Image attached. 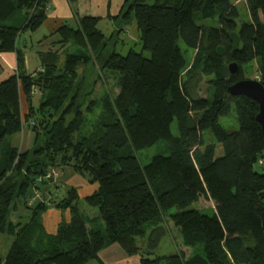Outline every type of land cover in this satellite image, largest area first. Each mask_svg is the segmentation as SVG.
<instances>
[{
  "label": "trees",
  "instance_id": "1",
  "mask_svg": "<svg viewBox=\"0 0 264 264\" xmlns=\"http://www.w3.org/2000/svg\"><path fill=\"white\" fill-rule=\"evenodd\" d=\"M69 2L75 9L77 0ZM245 2L246 13L235 0H125L118 15H107L117 25L109 35L98 26L101 16L75 9L77 25L56 29L58 49L40 52L42 67L30 74L18 38L45 23L49 2L0 0V52L17 56L16 73L0 81V233L14 237L0 264H102L100 251L113 244L140 264H264L260 106L229 90L247 78L250 64L264 84V0ZM133 21L142 50L124 54L117 44ZM181 43L194 51L191 62ZM68 45L76 51L61 66ZM84 66L118 73L120 93L86 102ZM34 94H41L38 105ZM233 114L236 129L221 121ZM26 125L35 137L22 149L12 137ZM160 140L165 153L142 165L137 152ZM62 166L97 185L84 196L97 215H84L77 187L56 199L51 174ZM202 196L214 202L211 215L191 207ZM51 207L69 210L53 233L42 222ZM16 213L26 220L14 221ZM168 220L189 256L181 249L157 254L171 234Z\"/></svg>",
  "mask_w": 264,
  "mask_h": 264
},
{
  "label": "rangeland",
  "instance_id": "2",
  "mask_svg": "<svg viewBox=\"0 0 264 264\" xmlns=\"http://www.w3.org/2000/svg\"><path fill=\"white\" fill-rule=\"evenodd\" d=\"M235 3L238 4V6L243 11V13H246L247 8H246L245 0H235ZM205 22L207 24L211 23L210 20H207ZM98 26L107 35L111 34L114 29H117V25H114V23L108 19H106V20L103 19L99 23ZM51 34H52L51 28H49L47 24L42 25V27H40L36 31H28V32L21 34L18 38V44L22 47L26 46L27 49H38L41 47H51V44L54 41V39H59V35L57 33H54L52 35ZM139 35L140 34H139L138 29H137V24L135 21H133L131 24L127 25L124 28V31L122 32L121 37L125 40V43L123 44V43L119 42L117 44L118 51L125 54L132 47L134 49H136L137 51H141L142 45L140 43ZM46 36H48V38H50V41H47L43 44L42 41L47 39ZM52 37H53V39H51ZM42 44L44 46H41ZM181 46H182L183 50L187 49L184 43H181ZM75 51H76L75 46L68 45L66 47V51L63 52L60 56L59 65H61V66L64 65L66 55L68 53H74ZM144 53L146 56H149L148 51H144ZM185 53H186L188 60L191 62V60L194 56V51L187 49L185 51ZM87 67L88 66H84V68L82 67L79 71L80 76H83L84 73H86L85 71H88V78L85 80L83 79V81H82L83 82L82 83L83 88L81 90L82 98H87L86 102L90 101L92 98H100L106 94H109L111 96L116 97L120 93V87L118 85V78H119L118 73H116L115 71H113L110 68H104L103 72L101 74H99V72L95 68H90L87 70ZM38 70H40V68ZM256 70H257V65L256 64H250L247 68L246 77L249 79H259ZM201 94L203 96L207 95V86L205 84L203 85ZM40 99H41V94H34L33 104L38 105L40 102ZM233 113L236 114L235 111ZM235 114H233L232 116H229V117L222 118L221 121L227 128L236 129L239 127V124L236 121V118L234 117ZM29 127L30 126H28V125L25 126V132H26L25 134H22L23 133L22 132V133L14 135L12 137L13 143H15L16 145H19L20 148H22V149H25L26 147H31L33 145V141H34L35 136H34L33 131L29 130V129H31ZM172 129H173L174 133H177V122H176V120L172 124ZM28 134H30V136ZM206 138H208V140H211V141L213 140V138L210 136L209 133L206 135ZM165 149H166V141L160 140L159 142H156L155 144H153L147 148L139 150L137 152V155H138L140 163L142 165L147 164L154 155L159 154V153H165ZM221 152H222V150L219 149L218 153H221ZM64 172L66 175V177H62V180L64 181V183H66V181L69 178H72L74 185L80 187L79 191L81 193L80 194L81 197L79 199V206H80L81 210L83 211L84 215L86 217H89V218H92L95 215H97L98 209L96 207L90 206L84 200L85 195L92 193L89 191V188L92 186V184L87 183L86 182L87 180L83 176L76 173L73 170V168H71L69 166L65 167ZM86 185H87V187H86ZM69 186L70 185L66 186L64 184L63 185L60 184V186L58 187L57 194H55L56 199H61L64 196H66ZM191 207L198 208V209L202 210L203 212L211 215L213 213L215 205H214V202L210 198L202 196L199 199V201L192 204ZM51 208H53V207H51ZM60 210L61 211L59 213L56 211L47 213V211H46L42 215V222L45 224V220H46L48 228H47L46 224H45V226H46L47 230L51 233L57 231V222L58 221L69 220V210H62V209H60ZM26 211L27 210L22 208L20 210L19 214H21V215L26 214ZM172 211L173 212L177 211V208H173ZM168 221H169V226L171 229V234L169 233V235H167L164 238L160 248L157 251V254L168 255V254L174 253L177 249H181V250H184V252L186 253L187 256H189L192 249L183 244L182 234H181L180 228L176 227L171 220H168ZM53 227H56V228L53 230ZM2 238L11 239L12 236L7 235V234H1V236H0V256L5 257V255L7 253V250H6L7 248L3 250V248H4L3 246H5V245L2 243V241H3ZM128 262H130V260H128ZM130 263L134 264L132 259H131Z\"/></svg>",
  "mask_w": 264,
  "mask_h": 264
},
{
  "label": "crops",
  "instance_id": "3",
  "mask_svg": "<svg viewBox=\"0 0 264 264\" xmlns=\"http://www.w3.org/2000/svg\"><path fill=\"white\" fill-rule=\"evenodd\" d=\"M124 1L125 0H77V4L75 6V9L79 13V16H84V15L101 16L102 20L103 19L106 20V19H108L107 18L108 13H110L112 15H118L119 14V12L122 9ZM48 2H49L50 9H48V18L43 25L47 24L48 27L51 28L52 34H54L56 29L64 23L70 24L73 26L77 25L78 15H76L75 9L73 8V6L69 2V0H48ZM108 20H110V19H108ZM110 21H112V20H110ZM46 38L47 39L42 41L43 44L47 41H50V38H48V37H46ZM51 39H53V37ZM58 40L59 39H54V41L51 44V47H41L38 49H27V47L24 46L26 68H27L28 73L34 74L35 71H37L39 68L42 67V60H41L42 58H41L40 52H46V51H49L51 49L53 51L57 50L58 46H56L55 43H57ZM43 44L41 46H44ZM16 70H17L16 53L15 52H0V81L6 79L10 75L16 73ZM20 102H21L22 112L26 113L27 108H28V104H27V98L24 94L21 95ZM29 130H31V129H29ZM25 133L26 132H25V127H24L22 134H25ZM28 135L30 136V134H28ZM26 148H28V147H26ZM65 167L66 166L56 168L53 170V172L51 174L52 180H53L52 184L55 185V187H53L51 190L53 192H55V194H57L58 187L60 186V184H62V185L64 184L66 186L70 185V186L77 187L78 190L80 189L79 186L74 185L72 178H69L66 181V183H64V181L62 180V177H66L65 172H64ZM86 182L89 183L88 181H86ZM86 187H87V185H86ZM96 188H97V185L92 184V186L89 188V191L93 192ZM79 193H80V191H79ZM54 211L59 213L61 210L53 207V208H49L47 210V213L54 212ZM21 216L17 215V213H16L15 215L12 216V219L14 221H20V220L25 221L26 219L20 218ZM59 222L60 221L57 222V227H58ZM45 224L48 228L46 220H45ZM55 228L56 227H53V230ZM0 236H1V233H0ZM2 239H3L2 243L5 245V246H3L4 247L3 250L7 248L6 250L8 252V250H9V248H10V246L14 240V237L12 236L11 239H6V238H2ZM99 257L102 260V264H131L130 263L131 259L134 262V264H136V263L140 264V257L138 255L129 256L119 244H113V245L103 249L102 251H100ZM128 260H130V262H128ZM86 264H100V262L98 260H91Z\"/></svg>",
  "mask_w": 264,
  "mask_h": 264
},
{
  "label": "water",
  "instance_id": "4",
  "mask_svg": "<svg viewBox=\"0 0 264 264\" xmlns=\"http://www.w3.org/2000/svg\"><path fill=\"white\" fill-rule=\"evenodd\" d=\"M217 52L219 55H223V46H219ZM229 68L231 72H236L238 70V64L232 62ZM229 90L232 94H245L259 102L260 111L257 115V120L260 122L264 134V84L261 80L245 78L230 85Z\"/></svg>",
  "mask_w": 264,
  "mask_h": 264
},
{
  "label": "built area",
  "instance_id": "5",
  "mask_svg": "<svg viewBox=\"0 0 264 264\" xmlns=\"http://www.w3.org/2000/svg\"><path fill=\"white\" fill-rule=\"evenodd\" d=\"M262 162V161H261Z\"/></svg>",
  "mask_w": 264,
  "mask_h": 264
}]
</instances>
